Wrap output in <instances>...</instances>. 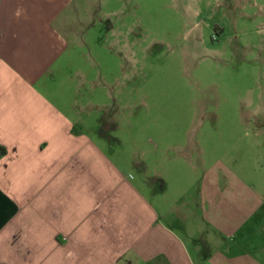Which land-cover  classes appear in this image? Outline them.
<instances>
[{
    "label": "crops",
    "instance_id": "0c3cea01",
    "mask_svg": "<svg viewBox=\"0 0 264 264\" xmlns=\"http://www.w3.org/2000/svg\"><path fill=\"white\" fill-rule=\"evenodd\" d=\"M73 1L0 0V264H264V200L210 206L186 174L167 199L51 96Z\"/></svg>",
    "mask_w": 264,
    "mask_h": 264
},
{
    "label": "rangeland",
    "instance_id": "374dc122",
    "mask_svg": "<svg viewBox=\"0 0 264 264\" xmlns=\"http://www.w3.org/2000/svg\"><path fill=\"white\" fill-rule=\"evenodd\" d=\"M85 1L63 11L51 96L104 116L110 155L167 199L186 174L210 206L213 186L225 204L264 200V0Z\"/></svg>",
    "mask_w": 264,
    "mask_h": 264
}]
</instances>
